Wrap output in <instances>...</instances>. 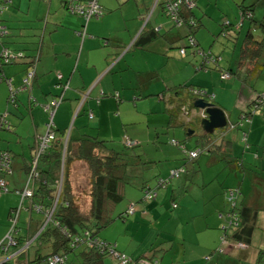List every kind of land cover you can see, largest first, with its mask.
Returning <instances> with one entry per match:
<instances>
[{
	"label": "crops",
	"instance_id": "1",
	"mask_svg": "<svg viewBox=\"0 0 264 264\" xmlns=\"http://www.w3.org/2000/svg\"><path fill=\"white\" fill-rule=\"evenodd\" d=\"M66 1L11 0L0 18V25L2 23L8 29V37L4 41L0 40V54L5 46L26 55V59L3 69L4 76L11 81V88L17 90L22 87L27 71L34 70L36 73L31 90L19 92L15 96L16 103L11 104V107L7 102L10 86L7 83L0 84V114L9 112L8 122L11 126V131L0 130V148L11 152L13 157V173L6 178L12 190L35 188V184H28V174L33 161L35 140L45 133L44 129L49 119L45 110L37 105L49 104L56 96L64 97L54 119L58 142L67 143L69 138L77 141L83 136L97 137L108 142H117V140L123 142L125 137H129L140 146L152 142L156 133L170 127L166 105L161 101L159 94L170 90L169 88L177 87L178 84L161 77L163 68L169 66L172 68L173 65L178 64L187 73L191 72V78H198L199 85L189 83L191 79L179 81V85L188 83L209 93L215 98V102L212 103L224 111L231 125L240 120L243 112L249 109L257 96L264 94V46L257 60L247 58L241 61L246 22L250 23L247 34L251 31L254 36L259 34L256 30L260 27L256 22L239 23L238 27L242 25V28L235 39L232 62L227 69L233 70L235 76L228 82L220 83L223 81L220 73L205 74L203 70H198L202 58L194 49L192 56L189 52L186 53V58H182L180 53L172 52L176 47L179 48L181 40H185L189 35L182 28L175 30L174 25L165 15L166 0L160 2L159 0H99L104 15L99 20L90 21L86 28L83 18L66 10ZM187 1L194 3L193 0ZM239 10L240 15L237 16L241 17V9ZM193 16L194 19L198 17L196 14ZM83 29H86V32ZM144 31H155L157 37L149 43H141L140 39ZM214 32H219L218 26L211 32L212 36ZM82 33L87 36L83 37ZM201 34H196L197 44L208 52L210 47L208 36ZM263 39L264 33L263 38L262 36L259 39L255 38L260 43ZM189 56L191 60L188 61ZM198 59L201 60L199 65H193L194 62L197 64ZM240 62L245 64L241 65ZM214 68L211 71H215L216 67ZM217 68L224 71L219 64ZM209 77L214 80L210 85L206 82ZM156 78L159 80L153 81ZM154 82L155 84L152 85ZM60 84L64 86L68 84L69 89L62 92V89H58ZM117 94L119 99L115 97ZM31 99L35 100V105ZM157 110L160 113H153ZM90 112L93 113V119L88 117ZM197 115L198 112L191 119ZM173 127L181 128L177 125ZM247 127L249 148L243 151L241 157L243 167H248V171L244 174L247 178L255 175L251 181L259 188L244 201L254 206L257 204L256 198L264 200V112L255 116L252 124ZM194 128L195 131L190 135H199L200 145H197H204L201 139L203 130L198 132L197 125ZM174 135H178V132L174 131ZM225 135L219 132L216 139L224 138L226 148L233 150V144L239 139L240 134L231 138ZM181 165L176 163L174 166ZM75 168L76 165L74 175L78 173ZM236 168L238 169V166H229L225 170L231 172L237 170ZM82 174L85 178L82 183L79 184L74 178L77 187L86 184L89 171ZM244 185L245 182L241 184V192H244L246 187ZM168 195L169 191L166 197ZM12 196L16 197V201L10 200ZM21 200V197L15 194L0 196V242L7 233L10 211L16 208L19 201L21 204ZM22 205L28 210L30 200H24ZM154 209L158 210L159 207L157 208L156 204L146 205L144 210H140L139 207L138 213L143 212L142 217H147ZM218 212L221 217L216 216L215 240L217 239L219 244L214 242L208 244L203 257L194 262H190L189 259L185 261V256L184 263L255 264L257 250L264 251V233L260 238L262 244L259 246L256 243V239H259L258 230L254 235V247L251 252L240 254L239 250L230 243L222 247L225 254L222 256L216 254L211 257L210 262H205L208 256L220 248L222 232L227 224V219L222 217L223 212ZM262 223H264V212L259 219L260 226ZM262 227L264 231V224ZM28 232L32 235L31 231ZM28 232L25 236H29ZM230 248L237 259L230 257L229 254H232ZM148 251V253L154 252L153 249ZM121 252L127 254L124 250ZM137 252L139 249L133 251L134 258ZM142 257L148 255L143 254ZM177 260L179 258H176ZM176 261L174 260L173 264ZM178 263L180 264L179 261Z\"/></svg>",
	"mask_w": 264,
	"mask_h": 264
},
{
	"label": "trees",
	"instance_id": "2",
	"mask_svg": "<svg viewBox=\"0 0 264 264\" xmlns=\"http://www.w3.org/2000/svg\"><path fill=\"white\" fill-rule=\"evenodd\" d=\"M81 1L85 3L89 0ZM176 1L180 2L181 0L165 1V15L172 22L174 27L180 28L183 25L188 27L190 32L188 38H193L195 43V46H191L189 40V47L193 48L195 53L202 58V62L199 65L198 70L210 71L212 67L214 68V66H217L218 58H210L209 54L202 50L197 44L196 34L204 27L202 20L194 19V13L192 12L193 7H187V0H182L183 3L177 7L176 13L172 16L170 13V7L173 6ZM8 5H6V8ZM70 5V0H67L66 10L73 14L70 11ZM195 5L194 1V7ZM240 7L242 14L241 19L243 17L242 24L245 21H250L254 24L256 22L254 20V6L244 7V5H240ZM4 11L0 15V18L3 16ZM101 11L102 15L100 17L91 19L90 21L101 19L104 15L102 7ZM83 20L84 27L86 28L90 21L85 19ZM0 26L5 27L7 31L4 36H0V40L4 41L8 37V29L2 23ZM228 26H231V24H227L223 29V34L226 38H228ZM241 26L242 25L239 27V32L242 28ZM259 26L264 27V23ZM83 30L86 32V29ZM237 34L238 32L236 33L235 38H237ZM81 35L83 37L87 36V34L84 33ZM156 37L157 35L155 31L145 32L143 37H141L140 42L146 44L153 41ZM254 37L255 36L250 31L243 41L241 51L242 62L247 60V58L257 60L259 52H262L264 39L260 43L255 40ZM5 50L15 56V59L10 58L7 64L3 63L5 60L3 52ZM186 53L187 52L184 49L181 50V57L186 58ZM24 59H26V55L23 52L12 51L11 49L3 46L0 54V84L7 83L10 86L9 101L11 104L16 103L15 96L19 92L31 90L36 73L34 70L27 71L22 87L15 90L11 88V81L4 76L3 69L17 64L19 61ZM242 62H240L241 65L245 64V62ZM31 73L34 74L33 80L30 82L31 84H27L26 81ZM234 74L235 72H233V70H224L221 71L220 76H222L223 81L228 82L235 76ZM225 75H229V77L225 78ZM67 86L68 84H66V86L60 84L58 86L60 88L58 89H62V92L63 90L67 91L69 89ZM169 89L170 90H166L161 95L159 94V97L166 105V114L169 117L170 127L177 125L178 127L188 130L192 128L193 131H195L194 127L197 125V128L200 131L203 130L200 126V122L205 118V113L196 108L195 103L199 99H203L205 102L213 104L212 101L215 102V98L209 95V93L205 90L188 83ZM263 96L264 94H260L254 99L249 109L243 112L244 114L236 124L231 125L228 123L226 127L220 129V132L226 134L225 131H227V129H230L231 131L241 130L244 123L252 124L253 118L264 112V101L262 103L260 102ZM115 97L119 99L118 94ZM31 101L33 105L36 104L34 103L35 100L31 99ZM63 101L64 97L60 95L56 96L49 104L41 106L37 105L41 107V109L45 110V112L49 115V119L46 125L45 133L37 137L35 140L33 161L28 174V184H35L36 189H30L27 187L24 190H12L10 188L6 178L13 173V157L11 152L0 148V154H7L9 156L11 166V173H0V179L6 180L9 185L10 192L3 193L0 191V196L11 194L17 195L15 193L16 191L22 192L30 190L33 192L32 198L25 199L30 200V208L28 209L30 213V221L28 223L27 230L31 231L32 235L29 234V232V236H25L24 234L22 235L23 230L19 228L20 215L24 209L22 200L20 207L11 209L9 213L10 220V218L13 219L17 210H20L18 223L16 225V231L18 232L16 237L18 243L17 248H11L7 254L4 251H0L1 258L5 259L11 256V260H8L5 264H51L50 260L56 256H60L64 260V264H107V261L109 260L112 264H119V262L114 259V255L112 253H118L120 256H124L128 259L124 253L118 250L117 244H112L106 240H102L99 235L103 230L108 229L111 225H113L118 219L127 220L128 217H136V215L139 214V207L136 205L137 203L131 202L126 211L121 213L118 218L115 216L117 208L125 200L126 187L128 186V170L131 166L128 162V157L135 159H139V157H141L139 154L130 153V151L139 147V144L133 142L129 137H125L122 142L123 147H117L113 142L102 141L97 137L95 138L90 136H83V138L77 141L69 138L67 143L58 142L54 119L56 112ZM54 103H57V105L54 106ZM214 106L219 108L216 105ZM197 112L199 115L191 119V117ZM9 115V112L0 114V130L11 131V126L9 125L7 119ZM88 117L93 119V113L90 112ZM50 130L55 135V140L52 141L48 147H46L45 152L37 158V141L39 138L45 137L47 132ZM204 133L201 135L204 145L198 146L200 145L198 144L197 147L195 146V148L191 150H188L186 145L181 147L178 142L173 141L171 143L172 146L180 148L184 154V162L181 163V166L171 169L167 177L158 179L157 190H152L149 185H142L141 192H143V200L145 202H156L159 200L158 190L162 189L166 191V194L168 191L169 194L172 192V208L177 209L179 205L177 204L175 196L176 190L173 188V182L179 180L182 177V174H199L202 170L200 162L204 158L209 160L208 164L210 166L216 165L221 159H225L228 166H225L224 168H228L230 163H232L234 164L233 166H238V169H245L243 167L242 158H236L230 149L226 148L223 141L224 138L216 139L217 133L215 132L213 134ZM243 134L245 149H248L249 144L247 142V134ZM223 148L226 149L224 150ZM194 153L196 154L195 156L192 155ZM256 157L258 156L256 155ZM36 161L37 167L33 173L32 170ZM80 162L87 165L89 175L86 178V184L77 187V185L75 186L74 180V166ZM203 164L204 163H202V165ZM182 188H186V186L181 185L180 189ZM241 188L242 187L240 185L237 191H232L230 197L226 195L230 198L229 202L232 207L228 215L226 214L222 216L227 219V224L223 230L224 234H222L220 239L221 246L213 252L214 254H211L206 258V263L210 262L211 257L216 254L217 256L225 254L222 247L226 244L231 243V245H234V248H237L240 254H246L253 250L254 235L259 228L260 216L264 212V200L256 198L257 204L251 206L248 201H244V199L248 196H245L244 193L241 192ZM239 199L240 202L237 201ZM35 207H41L42 212L35 211ZM33 213L43 215L45 218L44 222L41 223L40 220L33 221L31 217V214L33 215ZM141 215H143V212ZM49 216L50 218H48ZM228 230H230V234H228ZM28 243H30L29 248L22 253H19L20 250ZM31 247L35 249L33 251V255L29 252ZM256 254L257 258L255 264H264V251L258 249ZM153 259L156 260L154 257H142L136 262L131 261V264H150L148 262H151V264H159L158 262H154ZM142 260H146L147 263Z\"/></svg>",
	"mask_w": 264,
	"mask_h": 264
},
{
	"label": "rangeland",
	"instance_id": "3",
	"mask_svg": "<svg viewBox=\"0 0 264 264\" xmlns=\"http://www.w3.org/2000/svg\"><path fill=\"white\" fill-rule=\"evenodd\" d=\"M193 1H195L196 5L192 8V12L198 15V17L196 16L198 20H200V18L201 20L204 19L202 22L204 27L201 28L198 33H202V36H208V45L210 47L208 48L207 54H209L210 58H218L219 67L226 71L229 68V64L232 62V50L236 39L235 35L237 32L239 33L238 25L242 22L241 17L237 16L240 15V5H244V7L254 6V19L260 25L264 23V0ZM205 14L207 15L206 17L204 16ZM227 24H231V26H228V38L223 34V29ZM249 24V22H246L243 36L247 35ZM216 26H218L219 32H214V36H212L211 32L213 30L215 31ZM181 28L186 30L189 35V29L186 25H183L180 29ZM175 30H178L177 27H175ZM256 32L259 33L255 36L256 39H259L261 36L263 38L264 27H259ZM239 47H241V44ZM183 49L192 56L193 48L189 47V38L181 40V46L179 48L176 47L172 52L180 53ZM190 56L187 59L188 61L191 60ZM177 59L182 60L181 58ZM200 62L201 60L198 59L197 64H195L196 62L192 64L199 65ZM215 67V71L210 70L203 72L205 74H221V69L217 68V66ZM211 69L215 68L212 67ZM161 77L169 79V81L172 80L178 85L179 81L184 82L189 79H191L189 83L199 85L198 78H191L192 73H187L186 70L182 69L178 64L175 66L173 65L172 68L171 66L163 68ZM158 80L159 78H156L153 81L157 82ZM213 81L214 80H211L210 77L206 80L209 85L212 84ZM155 82L152 85H154ZM223 82L225 81H220V83ZM7 102H9V106L11 107V102ZM153 113L160 112L157 110ZM235 122L232 121V123ZM247 125L250 124L244 123L241 130L231 131L227 129V131H225L226 135H224L227 136V138L240 134L239 139H236L233 144V150H230L236 158H241L245 150L243 133H247ZM44 131H46V129H44ZM174 131H177L178 135H174ZM192 131V128L188 130L185 128L174 129V127H166L164 130L160 131V133H156V135L153 136L154 139L152 142L141 144L139 147L130 151L131 154L136 153L141 157H139V159L128 157V162L131 166L128 170V186L126 187L125 200L117 208L115 216L118 218L121 213L127 210L131 202L137 203L136 205L140 207V210H144L146 205L151 204H156L159 209L152 210L147 217H142L139 212L136 217L130 216L127 220L118 219L108 229L103 230L99 237L109 243L117 244L118 250H124L127 253L126 256L128 259L133 262L141 259L143 254L148 255V257L156 258V260H153L159 264H173L176 258H179V260H177L175 264H179L178 261L180 264H185L184 262L188 259L190 262L201 259L205 249L209 246L208 244L211 242L217 243V245L219 244V241L217 239L215 240V233L217 231L215 220L216 216L221 217L218 211L223 212L224 215H228L230 212L232 205L229 202V197L232 191H237L240 185L245 182L246 187L243 193L245 196L250 197L258 190L257 188H259L258 185L251 181L255 175H251L248 178L245 177V169H237L229 172L225 170L226 168L222 169L228 166L225 159H221L216 165L210 166L208 164L209 160L204 158L200 162L202 170L199 174H182L179 180L173 182V188L176 190L175 196L178 201L177 204L179 205L177 209L172 208V192L166 197V191L162 189L158 190L159 200L156 202H145L143 200V192H141L142 185H149L152 190H157L158 179L167 177L170 170L177 167L174 166L176 163L180 164L184 162V154L180 148L172 146L171 143L173 141L178 142L181 147L186 145L187 149L191 150L200 142L199 135H190ZM197 131L201 132L199 129ZM220 131V129L216 130L215 133H219ZM113 143L117 147H123L120 140ZM254 154L256 156V153ZM202 163L204 164L202 165ZM75 165V171L78 173L74 175V178L80 184L85 181L82 173H87L88 167L85 163L81 165L77 163ZM233 165L234 164L230 163V166ZM245 168L248 170V167ZM251 171H253V169H251ZM181 185H185L186 188L180 189ZM11 199L16 201V197L12 196L10 200ZM237 201L240 202V199ZM19 203L20 201L16 205L18 208L20 207ZM1 206L3 207V205ZM23 208L20 215L19 228L23 230L22 232L25 235L28 232L30 213L26 206ZM3 212L4 211H2V213ZM31 217L33 221L40 220L41 223L45 220L44 216L41 214L33 213ZM7 224V233L0 243L5 240L10 231L11 223L8 221ZM262 224L261 226L259 225L257 232V237L259 239H256V243L259 246L262 244L260 238H262L264 233ZM222 234H224V231ZM228 234H230V230H228ZM138 249L139 252H137L136 258H134L132 253ZM148 249H153L155 253H148ZM34 250L33 247L30 248L29 252L31 255H33ZM211 251H213V249H211ZM233 252L232 250V254H229L230 257L237 259ZM185 256L186 258L184 261L183 258ZM146 260L142 261L147 263L148 260ZM148 263L151 264V262ZM234 263L236 262L234 261ZM107 264H111L110 260L107 261Z\"/></svg>",
	"mask_w": 264,
	"mask_h": 264
},
{
	"label": "built area",
	"instance_id": "4",
	"mask_svg": "<svg viewBox=\"0 0 264 264\" xmlns=\"http://www.w3.org/2000/svg\"><path fill=\"white\" fill-rule=\"evenodd\" d=\"M177 2L178 1H176L173 4V6L170 7V13L172 14V16L176 13L177 7L181 3H183L182 0L178 3ZM9 3H10V0H0V15L3 13L4 9L6 8V5H8ZM70 4H71L70 11L73 14L78 15L87 21H90L91 19L100 17L102 15L101 7L98 3V0H89V1H86L85 3H83L81 0H70ZM186 5L188 8L194 7L193 2L189 3V1H186ZM6 33H7L6 28L3 26H0V36H4ZM189 40H190V45L195 46L193 38H189ZM3 57L5 58L3 63H6V64L9 62L10 58L15 59V56H13L7 50L3 52ZM33 77H34L33 73L29 74L28 80L26 81V83L31 84L30 82H32ZM228 77L229 75H225V78H228ZM263 101H264V96L262 97L260 102L262 103ZM53 105L56 106L57 103H54ZM54 140H55V135L51 132V130L47 132L45 137L39 138V140L37 141L38 142L37 151H36L37 158H39V156H41L42 153L45 152L46 147H48V145ZM192 155L195 156L196 154L194 153ZM36 167H37V161L35 162L33 166V170H32L33 173L35 172ZM0 173L1 174L11 173L10 158L7 154L6 155L0 154ZM31 177H32V174H31ZM0 191L3 193L10 192L9 185L4 179H0ZM15 193L18 196L22 197V201H24L26 198H32L33 196V192L30 190H25L22 192L16 191ZM35 211L42 212V208L35 207ZM19 213H20V210L19 211L17 210V213L15 214L13 219L10 218L9 222L11 223L12 226L5 240L2 243H0V251L2 252L4 251L6 252V254L11 250V248H17L18 243H17L16 237L18 235V232L16 231V225L18 223ZM47 215H48V212H47ZM48 218H50V216ZM29 246H30V243H28L24 248H22L19 253H22L23 251L27 250ZM112 254L114 255V259L117 260L119 264H131L132 263L131 260H128L124 256H120L118 253H112ZM8 260H11V256L5 259L0 257V264H5V262H7ZM50 261H51L50 262L51 264H64V260L60 256H56Z\"/></svg>",
	"mask_w": 264,
	"mask_h": 264
},
{
	"label": "water",
	"instance_id": "5",
	"mask_svg": "<svg viewBox=\"0 0 264 264\" xmlns=\"http://www.w3.org/2000/svg\"><path fill=\"white\" fill-rule=\"evenodd\" d=\"M195 106L206 115V118L201 121V127L205 133L213 134L215 130L227 126L228 121L223 110L215 107L213 104L205 102L203 99H199L195 103Z\"/></svg>",
	"mask_w": 264,
	"mask_h": 264
},
{
	"label": "clouds",
	"instance_id": "6",
	"mask_svg": "<svg viewBox=\"0 0 264 264\" xmlns=\"http://www.w3.org/2000/svg\"><path fill=\"white\" fill-rule=\"evenodd\" d=\"M205 118H206V115H205Z\"/></svg>",
	"mask_w": 264,
	"mask_h": 264
}]
</instances>
